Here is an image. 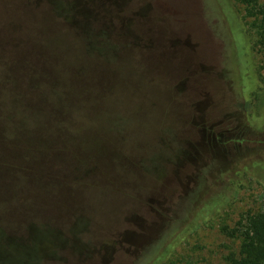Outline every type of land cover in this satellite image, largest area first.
<instances>
[{
    "label": "rangeland",
    "instance_id": "1",
    "mask_svg": "<svg viewBox=\"0 0 264 264\" xmlns=\"http://www.w3.org/2000/svg\"><path fill=\"white\" fill-rule=\"evenodd\" d=\"M45 4L31 9L47 10ZM51 4L66 10L57 8L60 22L64 12L76 16V25L81 23L90 32L91 42L108 58L109 68H117L131 81L143 74L148 84L129 96L118 83L120 79L112 80L119 86L114 99L127 117V132L120 139L126 152L113 148L114 157L119 154L123 163L114 157L116 165L111 160L101 163L112 168V174L80 186L81 211L64 221L67 212L47 210L48 206L54 209L56 203H44L37 216L28 209L27 200L3 202L1 209L10 215L6 228L13 238L0 245L6 250L0 264H43L42 254L48 253L52 260L46 264H82L67 254L59 256L63 252L57 253L56 247L62 242L71 243L67 249L77 247L86 264H139L144 255L162 249L179 230L182 236L171 240L172 247L159 264H228L227 256L239 242L225 234L223 225L234 227L242 213L261 206L264 196V36L259 28L264 0L252 5L244 0H52ZM226 6L238 20L233 18L237 40L229 28ZM51 20V15L38 17L41 25ZM59 21L52 24L57 27L54 35L60 47H67L73 37L65 31L70 25ZM147 28L153 29L151 33ZM161 33L167 35L162 46L158 41ZM81 45L86 46L83 37L73 44L72 51L64 53L62 62L72 63ZM149 47L157 51L152 57ZM80 54L84 55L82 49ZM95 54H89L92 63H84L91 69H98L102 61ZM149 71L158 74L149 76ZM104 76L102 81L107 82L109 75ZM107 88L90 93L103 99L105 94L110 96ZM86 93L83 98L88 97ZM247 98L253 99L248 108L243 105ZM133 103L145 106L143 117L135 114L138 105L132 108ZM201 133L213 134L211 147L199 145ZM118 142L113 139L105 144L119 146ZM130 158L135 160L130 162ZM148 169L155 172L153 178L157 184L162 182V189L147 191L151 185ZM169 173L174 181L163 186ZM222 183L232 184V189H226L221 204L201 219L197 212L203 199ZM141 192L152 197L146 198L150 207L142 214ZM16 203L23 204L26 211L18 213L13 208ZM14 213L25 222L14 220ZM155 216L160 221L163 218V223L144 242ZM141 221L149 225L140 230V236L132 230L117 236L123 228H138ZM65 228L68 234L62 235L60 229ZM20 232L27 245L21 243ZM116 236L120 243H112ZM117 246L122 247L120 252H115ZM37 253L41 257L31 260Z\"/></svg>",
    "mask_w": 264,
    "mask_h": 264
},
{
    "label": "trees",
    "instance_id": "2",
    "mask_svg": "<svg viewBox=\"0 0 264 264\" xmlns=\"http://www.w3.org/2000/svg\"><path fill=\"white\" fill-rule=\"evenodd\" d=\"M51 1L0 0V93H4L3 98L0 99V233L2 234L0 245L13 238L10 229L6 228L10 215L1 209L3 202L9 199L29 201L28 209L31 208L30 211L37 216L44 210L46 205L44 203H56L55 210L48 205L47 210L51 213L67 212L63 218L64 221H68L70 215L80 210L79 207L83 203L80 186L86 184L89 179L102 178L103 175L110 176L113 169L104 168L101 163L111 160L116 165L113 159L115 155L113 148L121 149V153L125 151L122 148L125 143L120 139L123 140L121 136L127 132V124H125L127 117L123 114L120 103L114 99L118 97L119 86L112 80L120 79L118 83L129 96L132 94L131 91L138 92L143 84H148L144 82L143 74L139 80L133 77L131 81L123 78L117 68H109L108 58L100 53L101 50L98 49L97 44L91 42L90 32L87 33V30L80 25L81 23L78 22L79 25H76L78 21L76 16L68 11L62 16L63 21L70 25V29L65 31L73 37L66 42L67 47H60L54 35L57 27L53 25L59 21L56 15L57 8L58 11L66 10L58 6L52 7ZM244 1L250 5L257 3V0ZM32 3L35 5L29 6ZM41 3H46L47 10L38 7L31 9L34 6H40ZM231 10L228 6L224 9L231 33L237 40L238 37L233 31V18L237 20V17ZM233 13L234 16H231ZM249 13H253L252 8L249 9ZM44 15H51L52 20L50 23L41 25L38 17H44ZM63 21L59 22L64 24ZM260 21L259 28L264 36V16ZM159 26L161 27L160 24ZM151 30L146 29L148 33H151ZM166 36L161 33L160 39L158 38L159 43L163 44ZM81 37L85 41V48L80 46L77 53L79 55L72 57L75 60H72V63L62 62V58H65L64 53L67 54L68 50L72 51L73 44ZM81 49L84 55L80 54ZM147 50L151 57L155 54V49L149 47ZM91 52L96 53L95 57L98 54L102 60L98 69H91V65L84 64L92 63L89 57ZM155 52L157 53L156 50ZM105 58L107 61L104 60ZM61 62L64 63L65 68L60 71ZM78 63L81 65L77 67ZM101 63H103L102 68ZM43 64L47 67L44 68ZM151 74L158 73L149 71L148 75L151 76ZM104 75H109L107 82L102 81L106 77ZM106 88L110 96L104 93L103 99H98V94L94 96L90 93V90L98 91ZM84 93L86 97L88 96L87 98H83ZM252 103L253 99L247 98L243 105L248 108ZM135 104L137 103H133L132 108ZM137 105L135 114L141 118L145 115L146 108L143 104ZM221 135H223L222 132L219 138ZM105 138H108L107 142L113 139L118 140L119 146L117 144L109 147L105 144L107 143ZM213 138V134H202L199 145L208 143L211 147ZM114 158L120 164L123 163L119 159V154ZM134 160V158L128 159L130 162ZM148 171L151 174L146 173V176L151 178V185L147 191L159 186V189H162V182L157 184L153 178L155 172L149 169ZM163 180V186L165 184L168 186L173 183L174 176L169 173V176H165ZM231 186L232 184L230 187L226 186V183L215 186L211 194L203 199L197 215L203 219L206 214L218 207L225 196L223 192L226 189H232ZM146 198L152 199L149 194L143 196L141 192L140 201L143 204L140 205V214L145 213L146 206L150 207ZM60 205L64 209H60ZM13 208L18 213L26 211L21 203L14 204ZM14 214L17 216L14 220L25 222L17 213ZM35 215L33 214V218H36ZM158 218L159 216L153 218L154 226H149L150 233L147 234L144 242L159 230L163 218L161 221ZM137 225L140 226L136 229L135 227L121 229L117 236L124 235L128 230L140 236V230L146 229L149 224L141 221L137 222ZM60 230L62 235L68 234L66 228ZM222 230L239 242L238 248L227 256L228 264H264V196L260 207L242 213L234 227L224 224ZM182 233L183 231L180 230L175 232L162 249L147 253L139 260V264H159L172 247L171 240L179 239ZM117 236L115 239L112 237V243L114 241L120 243ZM110 238L107 241H111ZM19 239L25 244L26 236L21 232ZM69 244L71 243L62 242L57 245L56 252L58 253L60 249L63 252L59 256L65 258L67 254L76 262L86 264L83 261L86 259L85 256L80 254L77 247L65 248ZM0 249L1 263L6 250L2 246ZM120 249L122 250V247L117 246L115 252H120ZM38 256L41 257L37 253L30 259L36 261ZM51 256L49 253L42 254L43 264H46V260H52Z\"/></svg>",
    "mask_w": 264,
    "mask_h": 264
},
{
    "label": "water",
    "instance_id": "3",
    "mask_svg": "<svg viewBox=\"0 0 264 264\" xmlns=\"http://www.w3.org/2000/svg\"><path fill=\"white\" fill-rule=\"evenodd\" d=\"M65 68L64 63H62V65H60V71L63 70ZM62 73V72H61ZM61 76V75H60Z\"/></svg>",
    "mask_w": 264,
    "mask_h": 264
},
{
    "label": "flooded vegetation",
    "instance_id": "4",
    "mask_svg": "<svg viewBox=\"0 0 264 264\" xmlns=\"http://www.w3.org/2000/svg\"><path fill=\"white\" fill-rule=\"evenodd\" d=\"M62 63V62H61Z\"/></svg>",
    "mask_w": 264,
    "mask_h": 264
}]
</instances>
